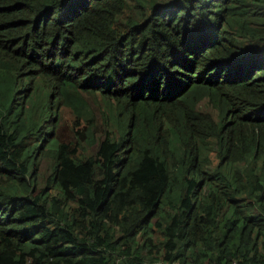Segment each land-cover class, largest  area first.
<instances>
[{"label":"trees","instance_id":"trees-1","mask_svg":"<svg viewBox=\"0 0 264 264\" xmlns=\"http://www.w3.org/2000/svg\"><path fill=\"white\" fill-rule=\"evenodd\" d=\"M264 264V0H0V264Z\"/></svg>","mask_w":264,"mask_h":264},{"label":"built area","instance_id":"built-area-1","mask_svg":"<svg viewBox=\"0 0 264 264\" xmlns=\"http://www.w3.org/2000/svg\"><path fill=\"white\" fill-rule=\"evenodd\" d=\"M145 264H148V263H145ZM152 264H165V263H162V262H155V263H152Z\"/></svg>","mask_w":264,"mask_h":264}]
</instances>
